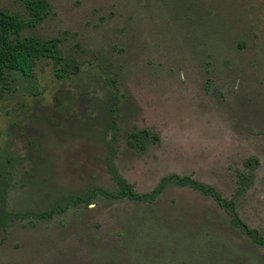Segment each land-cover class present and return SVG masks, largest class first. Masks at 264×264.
<instances>
[{
  "label": "rangeland",
  "instance_id": "rangeland-1",
  "mask_svg": "<svg viewBox=\"0 0 264 264\" xmlns=\"http://www.w3.org/2000/svg\"><path fill=\"white\" fill-rule=\"evenodd\" d=\"M48 2L24 35L60 39L69 73L41 59L0 89V215H24L0 223V264H264L191 187L152 203L91 194L117 189L111 167L139 193L187 175L264 234V0ZM138 131L143 149L128 143ZM238 171L254 176L242 195Z\"/></svg>",
  "mask_w": 264,
  "mask_h": 264
},
{
  "label": "trees",
  "instance_id": "trees-1",
  "mask_svg": "<svg viewBox=\"0 0 264 264\" xmlns=\"http://www.w3.org/2000/svg\"><path fill=\"white\" fill-rule=\"evenodd\" d=\"M51 4L48 0H24V13H11L0 8V89L10 80L16 81L18 77H30L36 62L41 59H51L55 66V75L60 79H65L69 69L63 63V55L60 50L61 40L58 38L42 39L33 35H24L28 29L35 28L42 23L50 14ZM115 82V80H113ZM149 133L147 131H138L129 135L128 143L136 149H143L148 141ZM253 161L251 157L247 160L246 165L250 166ZM111 173L118 185L115 191L105 189H96L91 192L95 196H102L107 200H129L135 202L152 203L155 202L162 194L169 183L179 187H191L201 194L212 198L220 208L227 211L231 217V225L239 229L251 242L257 246L264 247V234L252 228L242 220L234 199H226L215 187L195 180L191 176L171 175L162 180L158 187L149 193L137 192L133 185L121 177L113 167ZM253 174L237 172V194L242 195L252 184ZM90 197V196H89ZM83 197L72 198L63 208L68 205L84 203ZM90 201H86L89 204ZM54 212V210H53ZM52 213V212H51ZM51 213L39 215L40 217H51ZM24 215L10 214L3 211L0 215V223L7 226L11 218H20Z\"/></svg>",
  "mask_w": 264,
  "mask_h": 264
}]
</instances>
